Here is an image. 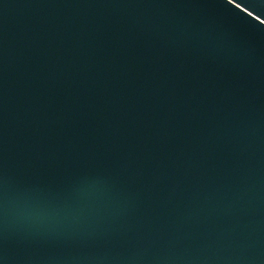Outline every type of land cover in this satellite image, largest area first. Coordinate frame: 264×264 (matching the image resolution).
I'll use <instances>...</instances> for the list:
<instances>
[{"label": "water", "instance_id": "obj_1", "mask_svg": "<svg viewBox=\"0 0 264 264\" xmlns=\"http://www.w3.org/2000/svg\"><path fill=\"white\" fill-rule=\"evenodd\" d=\"M0 264H264V0H0Z\"/></svg>", "mask_w": 264, "mask_h": 264}]
</instances>
